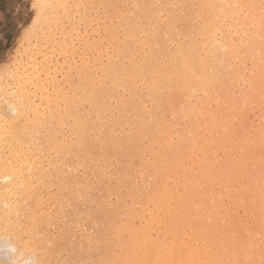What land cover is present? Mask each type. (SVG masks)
Instances as JSON below:
<instances>
[{"label": "bare ground", "instance_id": "bare-ground-1", "mask_svg": "<svg viewBox=\"0 0 264 264\" xmlns=\"http://www.w3.org/2000/svg\"><path fill=\"white\" fill-rule=\"evenodd\" d=\"M32 1L13 56L0 25V201L23 180L47 221L49 188L78 176L99 212L90 200L71 238L49 229L72 264H264V0H86L85 36L78 0ZM68 34L73 108L53 126ZM85 128L95 151L77 160L63 145ZM9 246L32 247L0 225V264Z\"/></svg>", "mask_w": 264, "mask_h": 264}, {"label": "snow or ice", "instance_id": "snow-or-ice-1", "mask_svg": "<svg viewBox=\"0 0 264 264\" xmlns=\"http://www.w3.org/2000/svg\"><path fill=\"white\" fill-rule=\"evenodd\" d=\"M33 8L38 7L33 4ZM135 8H150V5H133ZM161 7H167L163 5ZM134 32H139L140 38L150 35L151 31L156 30L157 25L153 20L148 19L147 15L141 16L139 19L133 17L129 22ZM264 27V25H262ZM9 117H15L16 112L11 107L7 106ZM89 130L84 129L82 139L76 143H66L63 145V151L69 156L75 155L79 160L82 157L92 154L95 151V146L89 141ZM61 152L58 149L57 155ZM73 169L68 168V173ZM19 191L12 192L10 189H5L6 198L0 201V213H3L0 218V225L18 231L21 234V239L30 244L32 247L26 253L23 249L9 246L6 249L8 259L6 264H72L67 259H57L53 249L58 245L55 243L54 234L49 229H58V239L64 240L72 237V233L80 227L79 221L83 211L89 210V201H93V207L88 211L90 219H95L93 213L99 212V207L95 197L92 195V190L84 185L80 179L71 175H66L63 181L57 185V189L49 188V196H55L60 202V213L54 218L49 216L47 221L42 219L45 213L40 207H33L29 200V196L35 199V193L30 187H26L25 182L21 180ZM15 197L13 202H9ZM51 206V201H49ZM29 221L28 225H23L22 221ZM99 226V220H96ZM39 257V258H37Z\"/></svg>", "mask_w": 264, "mask_h": 264}, {"label": "rangeland", "instance_id": "rangeland-1", "mask_svg": "<svg viewBox=\"0 0 264 264\" xmlns=\"http://www.w3.org/2000/svg\"><path fill=\"white\" fill-rule=\"evenodd\" d=\"M85 1L86 0H80V2H79V0H78L77 1V7L74 8V10H73V13L75 15V28L78 29V31H80V33H82L83 36H85L84 33H85V24H86V21H84L85 20L84 19V16H85V14L87 16V11H86V9H87V2H85ZM31 2L33 4V1L32 0H0V15H1V17L5 18V20L4 19L3 20L2 19L0 20V25H1L2 31L6 34V36L8 38V43H9V45L5 49V52L6 53H9L11 56L15 55L16 54L15 52H17V51H19L21 49L20 47H22L21 43H22L23 38H24V32L26 34V32L29 31V27L31 26L30 21L32 20V18L34 16L33 15L34 12L32 10ZM82 6H83V8H82ZM81 22H82V24H81ZM81 27L84 28L83 31H82ZM21 31H23V34L20 33ZM19 34L22 37V40H20L21 37L19 36ZM73 35L74 34H72V35L71 34L70 35L68 34L66 36V42H65V44L67 45V51H66L65 55H63V56L55 55L56 59L58 60V63L60 62L59 65L61 66V68L59 66V69H61V71H59L57 73V79L60 80V82H59L60 83V86L59 87H61L60 88L61 89V94H59L56 97L57 99H55V102L50 107L52 111L53 110H57V114L56 113H53L54 115H51L50 116L49 115V111L50 110L47 109L48 112L46 111L47 112L46 114H48L49 121H50L51 125H53V126H55L56 123H57L56 118H59L60 116H62L65 110H69L70 111L73 108V106H72V101H73V92L72 91H73V89H72V85H71V79H72V77L74 75V73L72 72L73 71V67H74V64L76 63V60H78V57L74 53V49H72V47L73 46H74L73 48H75V46L76 47H79L78 46V42L76 41V39L74 38ZM17 36H18L19 40H18ZM16 47H18L17 50H15ZM7 50H9V51H7ZM70 65L71 66L73 65V67H71ZM58 75H59V77H58ZM67 81H68V83H67ZM66 83H67V85H66ZM61 95H64L69 100L68 101L67 100L64 101L66 98L64 96H63L64 97L63 98ZM71 97H72V99H71ZM66 102H68V104ZM56 103H57L58 106L56 105ZM63 106H64V109H63ZM67 108H69V109H67ZM254 122H256V119L254 120ZM95 144H97V143H95ZM102 166H101L102 172L104 171V173H106V175H107L108 174V168H107V166H106L107 169L104 168L105 167L104 164H102ZM105 169L107 170V172H106ZM104 173H102V174H104ZM89 174L92 177L90 175L89 176L91 178H93V174H91V171H90ZM106 175H105V177H107Z\"/></svg>", "mask_w": 264, "mask_h": 264}]
</instances>
